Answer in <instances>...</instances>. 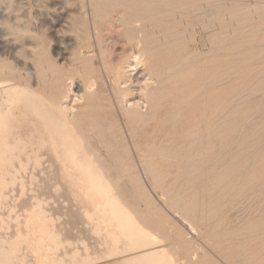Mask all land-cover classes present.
Wrapping results in <instances>:
<instances>
[{"label": "bare ground", "instance_id": "obj_1", "mask_svg": "<svg viewBox=\"0 0 264 264\" xmlns=\"http://www.w3.org/2000/svg\"><path fill=\"white\" fill-rule=\"evenodd\" d=\"M15 3H17L16 10L11 14L7 15L8 13L6 11H0V20L7 19L8 20L7 22L12 23V26L21 28L22 26L19 22H22L24 20L25 15L21 13L22 12V8H20L21 2L18 1ZM205 5H207V7ZM31 8H28V10L29 9L31 10ZM36 9L38 10L39 7ZM232 11L234 12V10ZM217 13H218L217 0H46V6L44 7V9L43 10L39 9L38 16L40 17V19H47L51 16L53 17L61 16L67 28L66 31L63 32L64 35H61L62 38L60 39V43L57 49L54 50L55 52L54 56H51L48 53L47 51L48 46L44 44L42 40H38L37 37H33V35H31V38H29L31 39V41H29L28 39V42H25L26 38H24L20 40L22 42L20 45H18V41L9 38L8 37L9 33L7 29H5L2 26L3 28H0V177H5V175H14L19 171L18 167L15 166L14 163H12V157L15 156L14 151L17 150H19L20 154L22 151L23 152L27 151L28 155L30 156L36 154V155L48 157L49 159H51L52 157L64 158L63 162L61 163L62 164L61 166H56V165L51 166L54 167L55 170H59V169L62 170L76 165L79 166L83 161H85V158L88 157V166H87L88 172L100 171L103 175L106 176V179H109L108 175H110L111 173L129 174V176L135 175L134 173H136L138 166L130 165L125 159L134 160L136 158L139 162L138 164L141 171L144 173V175H147L148 178L149 177L151 178L154 185L153 187L161 191L162 193L161 197H163V199L168 203V206L170 205L169 207L177 210V213L179 211L186 218L193 220L195 223L198 222L196 216L201 214L200 213L196 215L197 212L200 210L199 209L200 204L198 203V201L189 198V196L187 197V193L181 194V191L179 192L177 190L179 186L182 184L181 182H178L177 180L167 181L164 178V175L169 174L170 176V174L174 173V175L176 174L181 178L183 177L185 178V180L186 179L189 180L194 176L198 178L201 177L202 175H208V176L210 175V177L211 175L214 176V174H216L217 171L216 170L217 164L215 159V157L217 156L216 155L217 150L215 147V140L218 137L221 138L220 129L222 126H224L225 128H230L231 126H233L232 125L234 119L233 116L236 115V111L230 108V106L229 107L226 106L227 108H225L224 110L220 109L219 106L221 98L227 96L236 89L235 86H230L229 88L223 90V88L218 86L220 79L218 80V83H217V79L220 75V71L223 70L224 68L221 66L223 69L220 70V68L218 67L219 65L217 66V63L216 64L214 63L216 59L215 60L213 59L210 62L209 66H206V62L208 63L209 60L205 59L207 56L204 58L203 57L204 55L202 57L206 61L203 59L204 61H195V63H191V62L189 63L187 58H185L181 54L185 48L184 47L185 42H183L182 36L186 34L185 33L186 31H181L180 26H184L185 29L189 26H193V28L194 26H200L202 28L205 27V29L208 28L207 31H209L210 28L214 27V25L215 26L216 24L218 25L217 21L219 19L217 20V15H218ZM31 16L32 15H30L29 17ZM221 19L223 20V17H221ZM239 20L241 19H238V22H240ZM245 20L244 22H242V24L245 23L244 25H246V22L247 23L249 22V20H247L246 22ZM252 21L253 23L252 22L251 23L254 24V21L256 20H252ZM251 23H249V25L247 24L248 28L251 25ZM239 27L240 29H242L243 32V28H242L243 26L241 25ZM260 27L262 26L260 25ZM217 28L218 27L214 29ZM254 28L256 29L255 26ZM24 30L26 29L24 28ZM27 30L28 32H31L30 31L31 29L29 30L28 28ZM212 30L213 28L211 29V31ZM252 30L253 28L251 29V31ZM262 30L259 31L263 32ZM255 31H257V29ZM235 32L237 33V31ZM260 32L257 33L260 34ZM34 33L36 32L34 31ZM211 36L209 35V37ZM255 36L256 35L249 37L248 40L253 39ZM213 38L214 37H212V39ZM238 38L240 39V37ZM261 39L264 40V37H262ZM209 41H216V40L209 39ZM259 41L260 40H258L257 42ZM226 43L227 42L225 41V44ZM249 45H251V43ZM245 47L246 45L243 47V49ZM234 48L237 49L236 46ZM239 49H237V52L239 51ZM243 49L240 50L243 51ZM246 49L247 50L245 49L244 50L248 52V48ZM175 50H180V52L178 51V53H175L174 52ZM186 50H190V49L187 48ZM185 52L187 53V51ZM109 53H113L115 57H111ZM197 53L199 54V52H196V59L198 57ZM249 55L251 54H248L247 56ZM220 56L218 58H220ZM215 57L217 58V56ZM194 58L195 57H193V59ZM198 59L200 60V56ZM257 59L259 58L257 57L255 60ZM172 60H175V63H173ZM243 62H244L243 59H240L238 61L239 65L240 63ZM140 64L144 65L145 68L142 69L143 70L142 72L140 71L138 74L133 75L134 71L136 70L137 67L140 66ZM239 65L238 67L241 66ZM231 68L228 69L231 70ZM146 71L148 72V74ZM240 73L241 72H239L237 75L240 76L239 75ZM226 75L225 77L228 76ZM147 76H149L150 83H146V85L144 84V86H141L143 84V81L141 84V80L144 79L145 77L148 78ZM261 80L259 83L255 85H252L251 83L252 86L246 89L255 90V88L257 87H259V89L261 87H264V78L262 81ZM99 81L101 83H99ZM257 81H259V79ZM102 83L107 88V91L105 90L106 93H101L99 91V85ZM73 87H74V91H73L74 95L72 94ZM256 90L253 92H256ZM252 91L250 92L247 91V93L251 94ZM262 95H264V93ZM250 96H252V94ZM254 96L252 98H254ZM247 98L249 99L251 97H246V99ZM260 99L258 100L256 99V101L253 102L258 105ZM249 100H246V102ZM261 101H263V99H261ZM261 107L262 106L260 105V108ZM110 110L111 112H109ZM255 116L257 115L255 114ZM223 118L226 119L225 122L222 120ZM249 118L251 117H248V119ZM263 119L264 118L261 119L262 123H263ZM114 120L118 122L119 125L118 129L114 128L112 123H110L113 122ZM243 120L238 119V121L241 122ZM244 125L245 124H243L242 128L244 127L245 129ZM250 125L251 126L249 127H252V123ZM254 126L256 125H253V127ZM164 130L166 131L165 135H167L166 133L168 132V136L163 135L164 137H162L160 136V133L162 131L164 132ZM246 130L247 129H245V131ZM241 131L243 130H240V132ZM70 132H73L74 135H70ZM120 132H122L123 138L128 140L127 150L123 148L124 146L123 147L120 146V136H119L121 135ZM227 132L228 131H226V133ZM257 133L259 132L257 131ZM74 136L76 137V139H74ZM175 136H179L181 140H178ZM236 136L234 135V138L237 139L238 137ZM222 137H226V136H222ZM253 137L255 139V136ZM234 138L232 140H235ZM232 140L229 139V142ZM237 141L238 139L236 140V142ZM205 143L206 145H208V148L202 149V146L204 147ZM238 143H240V141ZM244 143H246V141ZM256 144L257 141L254 145ZM262 145L263 144H260L258 146L259 150H261ZM232 146H234V142ZM237 146L238 144H236V147ZM243 147L246 148L247 146L243 145ZM78 148L83 150V156H81L79 159H71L70 154L74 149H78ZM240 148L238 150H240ZM245 148H241L243 153L244 152L246 153V150L244 151ZM223 150L224 149H221V151L220 150L219 151L222 153ZM248 150L250 151L249 148ZM256 151H257V147H256ZM250 152H248V154ZM259 152H261V154L264 153V151L263 153L262 151ZM19 153H16V155H18ZM239 154L240 152L238 153V155ZM226 155H229V153H226ZM218 156L220 157V155ZM107 158L118 160V162H115L113 164H108L106 163ZM224 158H227V156H225ZM235 158L238 157L235 156ZM207 159L210 162H208ZM241 159L242 157H240V160ZM220 161L221 160H219V162ZM219 162L218 165L219 164L221 165L222 162L221 163ZM240 162L242 163V161ZM251 163H255V162H251ZM251 163L249 162L250 165ZM244 164L247 163L242 164L241 167L242 169ZM235 165L236 164L234 163L233 166ZM246 166H248V164L245 165L244 167ZM252 166H254V164ZM241 168H239L240 171ZM46 169H48V167L45 168V166H43V168H41L42 171ZM232 169H236V168L233 167ZM232 171L231 172L234 173L236 170L235 171L232 170ZM247 171H250V174L251 173L253 174V176L251 175L252 177L250 178V181L248 180L249 182L252 183H249L247 188L250 189L249 187L250 184L256 182L257 183L256 187L258 186L257 187L259 188L258 190L261 191L257 193L258 194L263 193L264 192V157L260 159L259 162L257 161L256 165L251 170L249 169ZM247 171L245 170V173ZM240 173H239V177H240ZM231 175L227 176L226 174L220 173V176L218 177L222 178L223 187L228 188L233 184V180L230 178ZM241 179H244V177ZM206 181L208 182L209 179ZM197 183L199 184V182ZM204 184L205 183L202 182V184L199 185L202 186ZM218 185L219 184H216V186H209L207 188L209 195L212 192L214 193V188L218 187ZM3 187H4V181L3 179L0 178V198L3 197L2 196L3 190L6 189ZM236 189H238V186ZM243 193L244 192L241 190L240 194L243 195ZM117 196L124 205L125 200L123 195L119 193L117 194ZM234 198H236V196L233 197V199ZM260 200L262 201L263 204L264 199L263 200L260 199ZM233 201L231 200L232 203ZM246 201L244 203H246ZM244 203H242V206L244 205ZM2 204H6V203L3 202ZM40 204H41V192L37 195L29 196L28 198L24 199L19 203L18 207L20 208V211L23 214L27 212H31L33 215L32 214L29 216L26 215L25 217L27 219L25 220V222L19 223V228L16 227L17 229L21 230L23 229V227H28L31 225L38 226L41 220ZM238 205H240V202ZM207 207L209 208V206ZM234 207L232 209H234ZM211 209L210 208L208 209L209 215L211 213ZM201 210L204 211V209ZM238 210L241 211V208ZM257 210L259 209L257 208ZM128 211H131L134 215H137V217L139 216V219L141 220L143 225L142 227L145 228L143 230L147 229L149 231H153L160 228L157 219L152 218L147 212L142 210L138 202L135 201L134 204L131 205V208L129 207ZM236 216H238V213L236 214ZM241 217L242 216L240 215L239 219ZM140 220H138V222H140ZM259 220L260 219H258V221ZM185 221L189 222L188 220ZM245 221H246V217L242 222L245 223ZM225 224L223 223V225ZM261 224H253V225L250 224L252 226H248L247 228H245L247 233H255V234L259 232L261 233V236H259V238L254 237L255 240H253V242L255 243H251L250 246H248L247 248L245 245L246 249L245 248H244L245 250L242 249L244 250L246 257L252 260L250 262H253V264H264V226H262ZM8 225L6 226V228L8 227ZM199 225L200 224H198V226ZM212 225L214 226V224H211V226ZM220 228H216V230L217 229L219 230ZM3 234H5V232ZM30 235H34V232L32 231ZM209 235L210 233L208 234V236ZM211 235L213 234L211 233ZM234 236L235 235H233L232 237ZM166 237H164V240L166 239ZM216 237L221 238L220 236H216ZM18 241L19 239L17 240V243L15 241L16 245L18 244ZM180 242H182V240H180ZM1 243L2 242H0V246ZM5 243L7 244L8 242L6 241ZM20 243H22V241ZM176 243L177 242H175V244ZM6 244H4L3 246L2 243L3 250L0 249V251L2 250V252H6L4 251L8 249L7 246H5ZM12 245L13 242L11 243V246ZM16 245L14 248L19 247L18 248L19 250L20 249V246H18L19 244L17 246ZM232 245L234 247V245L236 244L232 243ZM240 246L241 245L239 244V247ZM8 247L10 248V245H8ZM11 248L13 249V247ZM12 249L11 251H16ZM29 249H31L33 252L37 254V258L39 257L38 255L40 253V239L38 237L33 240H30ZM5 254L7 255V252ZM5 254L4 255L1 254L3 255L1 257H5ZM197 256L198 255H195L193 253L192 254L189 252L186 253V258L188 259L189 264ZM33 258L34 257H32V259ZM6 259H8V257ZM32 259H31V263H32ZM9 260L10 258L8 260H4L3 263L9 264L8 263L10 262ZM34 260H37L36 257L35 259H33V261ZM36 264H40L38 260Z\"/></svg>", "mask_w": 264, "mask_h": 264}, {"label": "rangeland", "instance_id": "obj_2", "mask_svg": "<svg viewBox=\"0 0 264 264\" xmlns=\"http://www.w3.org/2000/svg\"><path fill=\"white\" fill-rule=\"evenodd\" d=\"M0 1H1L0 2V11H6L8 13L7 15L11 14L12 12H14L16 10L17 3H15V2L20 1L21 2L20 8H22L21 13L23 15H25L24 20L22 22H19L22 26L21 28H18L16 26H12V23L7 22L8 21L7 19L6 20H0V24H1L0 28L4 27L5 29H7L8 33H9L8 37L17 40L18 45H20L22 42L20 40L26 38L25 42H28V39L31 38V35H33V37H37L38 40H42V42H44V44H46L48 46V48H47L48 53L51 56H54L55 55L54 50L57 49V47L60 43V39L62 38L61 35H64L63 32H65L67 28H66V25H65L61 16H58V17L57 16H54V17L51 16V17H49L51 19H49V18L40 19V17L38 16L39 9H41V10L44 9V7L46 6V0H29V1L28 0H0ZM38 1H39V3H38ZM235 1L236 0H230V1L224 0V2H223V0H217V2H218L217 20L218 19L219 20L217 21L218 25L216 24V26L214 25V27H212L213 28L212 31H211L212 28H210V30L207 31L208 30L207 27H206L207 29H205V27L202 28L200 26H194V28H193V26H189V27H187L188 29L187 28L185 29L184 26H180L181 31H186L185 32L186 34H184L182 36V40H183V42H185V44H184L185 48L181 53L182 56L187 58L189 63L190 62L195 63V61H204L205 59H208L209 62L208 63L206 62V66H209L210 62L213 59L214 60L216 59L214 61V63L215 64L217 63V66L219 65L218 67L220 68V70L223 68L225 69V70L223 69L220 71V75L217 79V83H218L219 79L220 80L222 78L223 79L221 81L219 80L218 86L223 88V90L226 88H229L230 86H235V88H236L235 91L231 92L227 96H224L220 100V105H219L220 109L224 110L225 108H227L226 106H228V107L230 106V108H232L233 110L236 111V115L233 116V118H234L233 122H232L233 126H231L230 128H225L224 126H222L220 129L221 130L220 131V137L221 138L218 137L215 140V147L217 150L216 155L217 156L220 155V157L219 156L215 157L216 164H217L216 165V170H217L216 174H214V176L211 175V177H210V175L209 176L208 175H202L199 178L194 176V177L190 178L189 180H187V179L185 180V178H183V177L181 178L180 176H178L176 174H175L176 175L175 176L174 173L170 174V176H169V174L164 175V178L167 181L177 180L178 182L182 183L179 186V188L177 189L179 192L181 191V194L187 193V197L189 196V198L198 201V203L200 204V208H199L200 210L197 212L196 215H198L200 213L202 214V215L200 214V215L196 216L198 219V222L195 223L193 220L186 218L179 211L177 213V210L169 207L170 205L168 206V203L163 199V197H161L162 196L161 191L158 190L157 188L153 187L154 185H153L151 178L150 177L148 178V176L144 175V173L141 171L139 164H138L139 162L136 158L134 160L125 159L130 165L138 166L136 173H134L135 175L129 176V174L111 173L110 175H108L109 179H106V176L103 175L100 171L88 172V168H87L88 157H86L85 161H83L79 166L76 165V166H71L69 168H65L62 170L61 169L55 170L54 167H51V166L52 165L61 166L62 165L61 163L63 162L64 158L52 157L51 159H49L48 157H44V156H40V155H36V154L31 155L32 156L31 157L30 155H28L27 151H24V152L22 151L20 154L19 150H17V151H14L15 156H13L14 158L12 157V163H14L15 166L18 167L19 171L17 173H15L16 175L15 174L14 175H5V177H0L4 181V187L3 188H6L5 190H3V193H2L3 197L0 198V201H1L0 202L1 203L0 204V216H1L0 217V227H2V228L4 227L3 229L0 228V240H2V238H3V240H5V239L6 240L5 241L2 240L0 242L3 243V246H4V244H6L5 243L6 241L8 242L5 245V246H7L8 249L4 250L7 252V255L5 254L6 252H2L3 249H2V243H1L0 249H2V250L0 251V259L1 258L2 259L0 260V264H4L3 263L4 260H8L9 258H10V260H9L10 262H8L9 264H11V263L12 264L13 263L14 264L15 263L16 264H36L37 260L39 261L40 264H187L188 263V259L186 258L187 252H189L191 254L193 253L195 255H198L194 259L195 261L193 260L190 264H237V262H238V264H242V263L253 264V262H250L252 260H250L249 258L246 257L244 250L248 246H250L251 243H255V242H253V240H255V238H259V236H261V233L260 232H259L260 234L259 233H256V234L255 233H247L245 228H247L248 226H252L253 224H261V223H262L261 225L264 226V217H262V216H264V203L262 204V201L260 200V199H262V200L264 199V192L260 193V194L257 193V192H261V191L258 190L259 189V188H257L258 186L256 187V185H257L256 182H254L253 184H250L249 187L252 190L247 188L249 183H252L249 181H250V178L253 176V174L252 173L250 174V171H247V170H249V169L251 170L256 165L257 161L259 162L260 159H262L264 157V153H263V151H264L263 150L264 149V119H263V123L261 120L262 118H264L263 117L264 116V113H263L264 112V95H262L264 93V91H263L264 87H261L262 89L261 88L259 89V87L255 88V90L257 89L256 92H253V91H255L253 89L248 90L246 88H248V87L250 88L252 85L259 83L260 80L261 79L263 80V78H264V63H263L264 62V53H262V52H264V50H263V48H264V42L263 41L264 40L261 39L262 37H264V22H263L264 21V19H263L264 18V0H239V2H238V0L236 2ZM223 3H224V5H223ZM37 6L39 7L38 10L36 9V8H38ZM205 6L207 7V5H205ZM28 8H31V10L30 9L28 10ZM219 9H222L223 11L219 10ZM232 10H234V12ZM239 14H241V15H239ZM30 15H32L33 17L32 16H31L32 18L29 17ZM221 17H223V20L221 19ZM238 19H241V20H239L240 22H238ZM31 20H33V21H31ZM244 20H245V22L247 20H249L248 23L246 22V25L247 24L249 25V23H251V22L253 23L252 20H256V21H254V24H256V23L257 24L254 25L251 23L250 26L251 27L253 26L252 27L253 30L251 31L252 28L250 26L248 28V25L247 26L244 25L245 23L242 24V22H244ZM55 21H56V23H55ZM25 24H28V25H25ZM33 25H34V27H33ZM241 25L243 26L242 27L243 32H242V29H240V27H239ZM260 25L262 27H260ZM254 26L256 27L257 31H255L256 29L254 28ZM257 26H259V27H257ZM190 27H191V29H190ZM216 27H218V28L214 29ZM24 28L26 30H24ZM28 28H29V30L31 29L30 30L31 32H28V30H27ZM200 28H202L204 30H202ZM259 30L260 31L262 30L263 32H260ZM34 31L36 33H34ZM192 31H193V33H192ZM235 31H237V33ZM247 31H248V34H247ZM257 32L258 33L260 32V34H258ZM211 34H212V36H211ZM257 34H258V37H257ZM209 35L211 37H209ZM254 35H256L255 36L256 38L254 37L253 39L248 40L249 37H252ZM212 37H214L213 39L216 41H209V39L213 40ZM215 37H216V39H215ZM238 37H240V39ZM186 39H188V40H186ZM256 39H257V41L258 40H260V41L257 42ZM29 41H31V39H29ZM225 41L227 43L228 42L229 43L225 44ZM243 41H244V43H243ZM213 42H215V43H213ZM250 43H251V45H249ZM245 45H246V47L244 49L247 50L246 48H248V52L243 49V47ZM235 46L237 49H239L241 47L240 49H243V51H241L239 49V51L237 52V49L234 48ZM186 47L190 50H186L187 49ZM211 47L215 48V49H212ZM220 50H221V52H220ZM250 50H251V52H250ZM178 51L180 52V50H175L174 52L178 53ZM185 51H187V53ZM217 51L219 52V54ZM196 52H199V54L197 53L198 54L197 59H196ZM194 53H195V55H194ZM220 53H222L223 55ZM200 54H202V55H200ZM248 54H251V55L247 56ZM109 55L111 57H115L113 53H109ZM240 55H241V57H240ZM199 56H200V60L198 59ZM202 56L204 58L206 56L207 57L204 59ZM215 56H217V58ZM219 56H220V58H218ZM193 57H195V58L193 59ZM257 57L259 59L255 60ZM189 59H190V61H189ZM240 59L244 60L243 63H240L241 66L238 63V61ZM172 62L175 63V60H172ZM245 62H247L248 64ZM238 65L240 67H238ZM229 66H231L232 68ZM233 67H234V69H233ZM144 68H145V66L140 64V66L136 68L137 71L136 70L134 71L133 75L138 74L140 71L142 72L143 71L142 69H144ZM146 68H147V66H146ZM228 68H231V70ZM239 69H240V71H239ZM241 69H242V71H241ZM235 72H236V74H235ZM237 72L238 73L241 72L239 74L240 76L237 75L238 74ZM147 74H148V72H147ZM223 74H225V75L227 74L228 76L226 75L227 77H225V75H223ZM147 77L148 78L145 77L144 79L141 80V84L143 81V84L141 86H144V84L146 85V83H150L149 82V76H147ZM258 79H259V81H257ZM100 81H99V83H101ZM146 81H148V82H146ZM253 81H254V83H253ZM255 81H256V83H255ZM221 83H223V84H221ZM251 83H252V85H251ZM241 89H242V91H241ZM105 90L107 91V88L104 86V84L103 83L100 84L99 85V91L101 93H106ZM243 90H244V92L246 91L245 93L248 94L249 96L246 95L243 92ZM73 91H74V87L72 88V94L74 95ZM247 91L248 92L252 91L251 92L252 96H250L251 94L247 93ZM260 91H263V92H260ZM245 96L251 97V98H249L250 100L248 98L246 99ZM253 96L255 99L252 98ZM243 98L246 100H249V101L246 102V100H244ZM260 98L263 99V101H261ZM234 99H236V100H234ZM256 99L257 100L260 99V102H258L259 106L256 103H254L256 101ZM260 105L262 106L261 108H260ZM252 106H254V107H252ZM258 107H259V109H258ZM222 110H220V111H222ZM261 110H263V111H261ZM257 111H258V113H257ZM109 112H111V110ZM250 112H252V113L254 112V113L252 114ZM248 113H250V114H248ZM259 113H261L262 115ZM255 114L257 116H255ZM259 116H262V117H259ZM239 117L242 120L245 119L248 123L245 120H243L242 122L238 121V119L241 120ZM248 117H251V118L248 119ZM222 120L224 122L226 121V119H224V118ZM113 122H115V123H113ZM113 122H110V123H112L114 128L118 129V127H119L118 122L116 120H114ZM242 123L245 124L244 126H245V129H247L246 131H245L244 127L242 128V126H243ZM249 123L250 124L252 123V127H249V126H251ZM246 125L249 129L246 127ZM253 125H256V126H254L255 128L253 127ZM261 125H262V127H261ZM257 126H259V127H257ZM240 130H243L245 132H243V131L240 132ZM256 130L260 133V135H259V133H257ZM226 131H228V132L226 133ZM165 132H166L165 130H164V132L162 131L161 132L162 134L160 133V136H162V137L168 136V132L166 133L167 135H165ZM120 134H121V135H119L120 136V146L121 147L124 146L123 148L125 150H127L128 149V143H127L128 140L123 138L122 132H120ZM228 134H231V135H228ZM237 134H239V135H237ZM242 134H244V135L246 134V135L244 136ZM70 135H74V133L70 132ZM234 135L235 136L237 135L236 137H238L237 142H236L237 139L234 138ZM222 136H226V137H222ZM253 136H255V139ZM175 137L178 140H181V138H179V136H175ZM233 138L235 140H232ZM251 138H252V140H251ZM74 139H76L75 136H74ZM218 139H219V141H218ZM225 139H226V141H225ZM229 139L232 140V141H230L231 143L229 142ZM239 141H240V143H238ZM245 141H246V143H244ZM256 141H257V144L254 145L256 143ZM216 142H218V143H216ZM233 142H234L235 147H236V144H238L239 147L237 146L235 148L234 146H232ZM260 144H263L261 146V150H259V148H258V146ZM204 145L205 146L204 147L202 146V149L208 148V145H206V143ZM243 145H246L250 149L251 152L248 150L247 147H246L247 149L245 147H243ZM249 145H250V147H249ZM220 146H222V147H220ZM227 147H229V148H227ZM240 147L245 148L244 151L246 150V153L245 152L243 153V151ZM256 147H257V151H256ZM234 148H235V150H234ZM239 148H240V150H238ZM218 149L220 151H221V149H224V150L227 149V150L226 151L223 150V152H224V154H223V152L221 153ZM251 149L252 150L254 149V150L252 151ZM229 151H231V152H229ZM233 151H234V154H233ZM259 151H262L263 154H261V152H259ZM225 152L229 153V155H226ZM239 152H240V154L238 155ZM248 152H250V153L248 154ZM256 152L257 153L259 152L260 154L258 153V155H260V156H258ZM16 153H19V154L16 155ZM235 154H237V155H235ZM253 154H255V155H253ZM230 155H231V157H230ZM234 155L236 157H238L239 159L235 158ZM250 155H251V157H250ZM81 156H83V150L79 149V148L74 149L72 151V153L70 154L71 159H79ZM225 156H227V158H224ZM240 157H242L243 160L242 159L240 160ZM257 157H259V158H257ZM233 159L234 160L236 159L235 160L236 162ZM219 160H221V161L219 162ZM246 160H248V161H246ZM253 160H255V161H253ZM207 161H208V159H207ZM232 161H234V162H232ZM240 161H242V163ZM115 162H118V160L109 159V158L106 159V163H108V164H113ZM208 162H210V161H208ZM218 162L219 163L222 162L221 165L220 164L218 165ZM249 162L250 163L255 162V163H251V165H250ZM232 163L233 164L235 163L237 166L236 165L233 166ZM243 163H247L248 166L244 167L245 165H247V164H244L243 169H242L241 167H242ZM253 164H254V166H252ZM230 165H232V166H230ZM43 166H45V168L48 167V169L42 171L41 168H43ZM220 166H221V168H220ZM233 167L236 169H232ZM249 167H251V168H249ZM217 168H219V169H217ZM239 168H241V171ZM232 170H234V171L236 170V171L234 173H232L233 172ZM245 170L247 171L246 173H245ZM220 173L226 174L227 176L232 174L230 176V178L233 180V184L230 187L225 188L222 186V178L218 177V176H220ZM239 173H240V177H239ZM241 175H244V176H241ZM177 176H178V179L180 181L177 179ZM243 177L245 180L241 179ZM193 178H195V179H193ZM201 178H204V179H201ZM208 179H209V181L207 182L206 180H208ZM197 182H199L200 185L203 182V183H205L204 184L205 186L204 185L200 186ZM244 182H246V183H244ZM187 184H189V185H187ZM191 184H192V186H191ZM216 184H219L218 187L214 188V193L212 192L209 195L207 188L209 186H216ZM236 185L238 186V189H236L237 188ZM221 186H222V188H221ZM253 189H255V190H253ZM241 190L244 192L243 195L240 194ZM158 191H160V192H158ZM253 191H254V194H253ZM40 192H41V204H40V209H41L40 219L41 220H40V223L38 224V226L37 225H31L28 227H23V229H21V230L17 229L16 227L19 228V223L25 222V220L27 219L25 216L26 215L29 216L32 214L31 212H27V213L23 214L20 211V208L18 207L19 203L21 201H23L24 199L28 198L29 196L37 195ZM118 192L121 193L124 197V200H125L124 205L122 204V202L120 201V199L117 196V194H119ZM213 194L215 197L213 196ZM229 194L233 195V196H230ZM4 195H5V197H4ZM241 195L243 196V198ZM257 195H259V196H257ZM193 196H196V197H193ZM235 196H236V198L233 199V197H235ZM245 196H246V198H245ZM253 196H255V197L257 196V197L255 198ZM129 197L131 200L129 199ZM231 197H232V199H231ZM249 197H250V199H249ZM133 199H134V201H133ZM236 199H237V201H236ZM231 200L232 201L234 200L233 201L234 204L231 202ZM250 200H251V203H250ZM135 201L138 202V204L142 210L147 212L152 218L157 219V221L159 222V226H160L159 229H156L153 231H149L147 229L143 230L145 228L142 227L143 225H142L141 220L139 219V216L137 217V215H134L131 211H128L129 207L131 208V205L134 204ZM146 201H149V202H146ZM245 201H246V203H244ZM3 202L6 204H2ZM239 202H240V205H238ZM242 203H244L243 206H242ZM257 203L260 205H258ZM207 206H209L210 209L212 208L210 215L208 214L209 208ZM249 206H250V208H249ZM255 206L259 210H257V208ZM148 207H150V208H148ZM233 207H234V209H232ZM240 208H241V211L238 210ZM169 209H171V210H169ZM201 209H204V211ZM228 209L231 211H229ZM242 209H244V210H242ZM253 209H254V211H253ZM255 209H256V211H255ZM246 211H248L249 214ZM250 212H251V214H250ZM237 213H238V216H236ZM213 215H214V217H213ZM228 215H229V217H228ZM240 215L242 217L243 216L244 217L243 218L241 217L239 219ZM201 216H203V217H201ZM222 216L224 219L222 218ZM234 216H236V217H234ZM245 217H246V221L244 223L242 221H244ZM182 218H184V219H182ZM209 218L212 220H210ZM237 218H238V221H237ZM137 219L140 220V222H138ZM207 219H208V221H207ZM222 219H223V221H222ZM258 219H260V220L258 221ZM185 220H188L189 222H187ZM225 222H226V224H225ZM248 222H250V223H248ZM223 223L225 225H223ZM239 223L242 225H240ZM10 224H11V227H13V228L10 227ZM17 224H18V226H17ZM198 224H200L201 226L200 225L198 226ZM211 224H214V226L213 225L211 226ZM250 224H252V225H250ZM7 225L10 228H8V227L6 228ZM189 226H190V228H189ZM210 227H212V228H210ZM216 228H220V229L216 230ZM210 229H212V230H210ZM214 230H216V231H214ZM2 231H3V233L5 232V234H3ZM32 231L34 232V235H30ZM221 231H223V232H221ZM28 232H29V234H28ZM216 232H218V233H216ZM226 232H228V233H226ZM21 233H23V234H21ZM166 233H167V235H166ZM209 233H210V235H211V233L213 234V235H211L212 237L209 235L211 238L208 236ZM170 234H172V235H170ZM17 235H18V237H17ZM224 235H226V236H224ZM233 235H235V236L232 237ZM216 236H220L221 238L216 237ZM37 237L40 239V253L38 255L39 256L38 258H37V254L35 252H33L31 249H29L30 240H33ZM164 237H166L165 240H164ZM181 237H183V238H181ZM18 239H19V241H18L19 245L18 244L17 245L20 246L19 250H18L19 247L14 248ZM232 239H234L236 241H234ZM12 240H14V241H12ZM166 240H169V241H166ZM180 240H182L183 243L180 242ZM15 241H16V243H15ZM21 241H22V243H20ZM174 241L177 243L175 244ZM9 242H11V243L13 242V245L11 246V243H9ZM232 243L236 244V245H234V247H233ZM237 244H238V247H237ZM239 244L241 245L240 247H239ZM243 244H244V247H243ZM8 245H10V248L8 247ZM245 245H246V248H245ZM11 247H13V249ZM11 249L16 250V251H11ZM23 249L25 252L23 251ZM242 249H244V250H242ZM23 253H25V254H23ZM197 253H199V254H197ZM1 254H3V255L5 254V257H1V256H3ZM7 257H8V259H6ZM32 257H34L33 259H35V257H36L37 260L33 261ZM12 258L14 259V261ZM39 258H40V260H39ZM20 259H23V260H20ZM31 259H32V263H31ZM239 261H241V262H239Z\"/></svg>", "mask_w": 264, "mask_h": 264}]
</instances>
